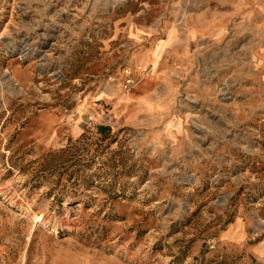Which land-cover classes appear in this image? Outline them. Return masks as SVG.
Wrapping results in <instances>:
<instances>
[{
    "label": "rangeland",
    "instance_id": "374dc122",
    "mask_svg": "<svg viewBox=\"0 0 264 264\" xmlns=\"http://www.w3.org/2000/svg\"><path fill=\"white\" fill-rule=\"evenodd\" d=\"M0 264H264V0H0Z\"/></svg>",
    "mask_w": 264,
    "mask_h": 264
},
{
    "label": "built area",
    "instance_id": "2783aa9c",
    "mask_svg": "<svg viewBox=\"0 0 264 264\" xmlns=\"http://www.w3.org/2000/svg\"><path fill=\"white\" fill-rule=\"evenodd\" d=\"M123 89H127L129 86L132 85L133 83V76H132V72L129 68H125L123 70Z\"/></svg>",
    "mask_w": 264,
    "mask_h": 264
}]
</instances>
